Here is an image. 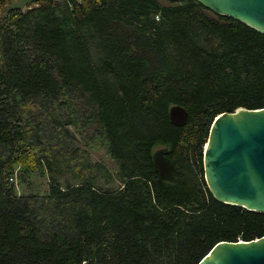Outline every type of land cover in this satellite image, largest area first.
<instances>
[{"label":"trees","instance_id":"1","mask_svg":"<svg viewBox=\"0 0 264 264\" xmlns=\"http://www.w3.org/2000/svg\"><path fill=\"white\" fill-rule=\"evenodd\" d=\"M12 1L0 0V264H199L218 243L264 237V214L217 202L203 170L215 119L264 109V34L195 0ZM164 148L173 183L153 164ZM18 169L45 173L48 194L17 197Z\"/></svg>","mask_w":264,"mask_h":264},{"label":"water","instance_id":"2","mask_svg":"<svg viewBox=\"0 0 264 264\" xmlns=\"http://www.w3.org/2000/svg\"><path fill=\"white\" fill-rule=\"evenodd\" d=\"M195 1L215 16L264 34V0ZM169 118L181 128L188 114L175 106ZM168 152L166 148L157 150L152 159L161 179L173 183L178 173ZM203 170L207 188L217 202L264 214V109H239L218 116L204 148ZM199 264H264V237L252 242L218 243Z\"/></svg>","mask_w":264,"mask_h":264},{"label":"rangeland","instance_id":"3","mask_svg":"<svg viewBox=\"0 0 264 264\" xmlns=\"http://www.w3.org/2000/svg\"><path fill=\"white\" fill-rule=\"evenodd\" d=\"M32 0H13L12 1V7L14 8H21L23 10H26L27 5ZM165 4V3H164ZM58 119L62 123L67 122V113L64 108L60 109V112L58 113ZM68 130L74 135V137L81 141V137L72 129L71 127H68ZM88 157L90 162L93 164H102L104 165L109 171L112 172V165L108 161V159L103 155L102 152H93L91 150H88ZM14 182L11 183L15 187V192L17 197H29V196H37V197H45L48 194L49 191V182L47 175L43 172L41 173H34V172H26L24 170H17L15 174ZM69 181V177H66ZM64 179H60L59 182L63 184ZM106 182V181H104ZM107 187H113L118 188L121 187L120 184L117 182V180H112V183L109 185H105Z\"/></svg>","mask_w":264,"mask_h":264},{"label":"built area","instance_id":"4","mask_svg":"<svg viewBox=\"0 0 264 264\" xmlns=\"http://www.w3.org/2000/svg\"><path fill=\"white\" fill-rule=\"evenodd\" d=\"M10 182H13V180H10Z\"/></svg>","mask_w":264,"mask_h":264}]
</instances>
